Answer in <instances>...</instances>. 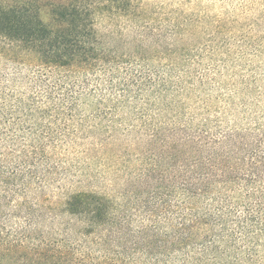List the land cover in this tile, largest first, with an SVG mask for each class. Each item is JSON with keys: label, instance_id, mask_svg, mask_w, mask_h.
I'll use <instances>...</instances> for the list:
<instances>
[{"label": "trees", "instance_id": "1", "mask_svg": "<svg viewBox=\"0 0 264 264\" xmlns=\"http://www.w3.org/2000/svg\"><path fill=\"white\" fill-rule=\"evenodd\" d=\"M180 6L0 0V264H264V51Z\"/></svg>", "mask_w": 264, "mask_h": 264}, {"label": "rangeland", "instance_id": "2", "mask_svg": "<svg viewBox=\"0 0 264 264\" xmlns=\"http://www.w3.org/2000/svg\"><path fill=\"white\" fill-rule=\"evenodd\" d=\"M167 6L188 7L194 16L226 17L227 30L245 34L249 44L264 51V0H157ZM181 7V6H180ZM208 17V18H209ZM113 178V174L109 175ZM111 180V179H109Z\"/></svg>", "mask_w": 264, "mask_h": 264}]
</instances>
